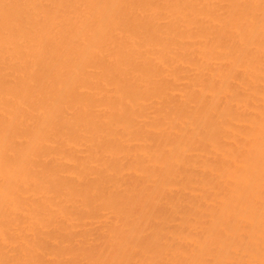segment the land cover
Here are the masks:
<instances>
[{
	"label": "bare ground",
	"instance_id": "1",
	"mask_svg": "<svg viewBox=\"0 0 264 264\" xmlns=\"http://www.w3.org/2000/svg\"><path fill=\"white\" fill-rule=\"evenodd\" d=\"M0 264H264V0H0Z\"/></svg>",
	"mask_w": 264,
	"mask_h": 264
}]
</instances>
